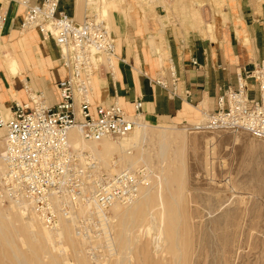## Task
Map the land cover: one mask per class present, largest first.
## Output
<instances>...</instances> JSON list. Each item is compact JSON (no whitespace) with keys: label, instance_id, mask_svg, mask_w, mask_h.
<instances>
[{"label":"rangeland","instance_id":"rangeland-1","mask_svg":"<svg viewBox=\"0 0 264 264\" xmlns=\"http://www.w3.org/2000/svg\"><path fill=\"white\" fill-rule=\"evenodd\" d=\"M197 1L94 0L92 9L80 0L84 15L100 14L97 2L107 4L109 25L112 11L135 8L157 23L195 17L207 25L226 4ZM134 128L133 136L110 139L121 150L105 160L114 164L115 158L118 166L123 160L119 169L150 168L151 184L139 195L142 199L149 193L139 202L142 209L119 216L110 208L107 216L99 213L102 224L80 231L62 219L51 230L35 211L0 198V264H264V140L244 131H187L173 122H150L144 115ZM163 131L169 135L165 151ZM5 137L3 128L0 153ZM4 172L5 166L0 176ZM120 203L126 209L130 202Z\"/></svg>","mask_w":264,"mask_h":264},{"label":"built area","instance_id":"built-area-1","mask_svg":"<svg viewBox=\"0 0 264 264\" xmlns=\"http://www.w3.org/2000/svg\"><path fill=\"white\" fill-rule=\"evenodd\" d=\"M16 2L25 11L22 32L37 29L53 40L68 76L58 83L60 99L55 104L26 86L28 100H16L9 117L0 108V128L6 130L0 198L20 206L28 202L51 230H57L62 219L78 231L91 224L98 227L104 222L100 212L107 216L114 203L139 197L142 187L151 184V170L119 169L115 158L117 169L107 170L92 153L75 147L69 132L75 127L87 140L126 137L139 121L143 100L135 102L133 115L117 99L107 105L94 103L95 78L105 62L112 69L117 58L116 39L106 18L86 13L77 22L59 9L61 0ZM6 18L1 12L0 27ZM250 79L258 84V98L248 94ZM218 107L203 112L198 122L183 120L180 125L187 131H244L264 140V58L253 70L239 73L238 86L224 92ZM83 206H89L84 213Z\"/></svg>","mask_w":264,"mask_h":264},{"label":"crops","instance_id":"crops-1","mask_svg":"<svg viewBox=\"0 0 264 264\" xmlns=\"http://www.w3.org/2000/svg\"><path fill=\"white\" fill-rule=\"evenodd\" d=\"M91 1L86 5L93 9ZM104 8L107 14V4ZM59 9L77 22L84 19L80 0H61ZM1 12L7 18L0 27V108L27 101L26 86L43 92L49 104L57 103L58 83L68 76L59 47L37 29L22 32L25 11L16 0H0ZM109 22L117 58L112 69L105 62L95 78L94 103L117 99L133 115L142 98L141 115L150 122H198L203 112L218 110L219 98L238 86L239 73L253 70L264 58V0H226L223 13L207 25L195 17L157 23L136 8L112 11ZM7 52L10 63L4 58ZM248 89L251 98L259 97L255 80H249Z\"/></svg>","mask_w":264,"mask_h":264},{"label":"bare ground","instance_id":"bare-ground-1","mask_svg":"<svg viewBox=\"0 0 264 264\" xmlns=\"http://www.w3.org/2000/svg\"><path fill=\"white\" fill-rule=\"evenodd\" d=\"M197 1V0H196ZM197 2H200V3H202L201 1H197ZM199 4V3H198ZM203 4V3H202ZM201 4V5H202ZM200 5V4H199ZM105 5H103V7H102V13L98 16V17H106V10H105ZM195 10H197V9H195ZM193 13H195L194 12V10H193ZM197 13H199V11H197ZM200 14V13H199ZM0 50H2V46H0ZM1 52V51H0ZM3 52V51H2ZM4 58L10 63L11 62V55L10 54H8V53H5V56H4ZM13 66V65H12ZM12 72H14L13 71V69H12ZM4 110V109H3ZM4 114H5V116L6 117H9L11 114H10V110L8 109V108H6L4 111ZM141 115V114H140ZM136 133V128H134L133 129V131L130 133V134H128L127 136H133L134 134ZM161 133V132H160ZM168 133H167V131H163L162 133H161V140H162V151H165L166 150V148H167V145H166V142H167V139H168ZM69 138H70V141H71V143L75 146V147H86L89 151H91V152H94V153H96V155H98L97 157H99V159L102 161V165L107 169V170H111V171H113V170H116L117 168H114V165L112 164V163H110L109 161H106L105 159V157L107 156V154L108 153H111V152H113V151H116V150H121V145L119 144V143H114V142H111L110 141V137H105V138H102V139H100V140H87V139H85L83 136H82V134H81V132L77 129V128H72L71 130H70V132H69ZM6 140V139H5ZM98 143H101L102 144V146H103V148L102 149H98L97 148V146H96V144H98ZM3 153H4V150L0 153V169L2 170L3 168H4V166H5V171H6V164H5V161L3 160ZM164 153V152H163ZM113 163H114V161H113ZM120 164H119V166L120 167H122V165H124L123 163H124V161L123 160H121L120 162H119ZM5 173V172H4ZM3 173V174H4ZM175 175V174H174ZM178 175H180V173L178 174ZM174 177V176H173ZM172 177V178H173ZM177 177V176H176ZM176 177H174V178H176ZM178 178V177H177ZM180 178V177H179ZM178 178V179H179ZM174 180V179H173ZM180 180V179H179ZM144 189H141V191H143ZM146 193V192H145ZM149 194V193H148ZM148 194H142V199L144 198V199H146V198H148L147 197V195ZM142 199H139V197L137 198V199H135L133 202H130L129 204H128V206L126 207V209H123L122 208V203H120V202H116V203H114L110 208L117 214V215H122V214H128V215H132V216H134V215H136L141 209H142V206H141V203L139 204V202H140V200H142ZM143 203V202H142ZM24 206V207H23ZM23 206H21V208H24V209H28V211H30V212H33L34 210H33V208H32V206L28 203V202H25L24 204H23ZM88 208V207H87ZM86 208V209H87ZM85 210V209H84ZM23 212H25V211H23ZM29 213V212H28ZM126 214V215H127ZM165 214L166 213H164V215L163 216H165ZM28 217H29V215H28ZM27 217V218H28ZM30 218H32V217H30ZM29 219V218H28ZM65 221H67V220H65V219H63L62 220V222L64 223ZM30 225H31V223H29ZM26 226V225H25ZM32 226V225H31ZM33 227V226H32ZM34 228V227H33ZM30 229H32V228H30ZM61 230V229H60ZM59 231V230H58ZM36 233L37 234H39L40 236H41V238L43 237L42 236V232L41 231H37L36 230ZM82 233V232H81ZM33 234H35V233H33ZM36 234V235H37ZM38 236V235H37ZM38 238V237H37ZM41 238H40V241H41ZM57 238V237H56ZM55 239V238H54ZM58 239V238H57ZM10 241V240H9ZM39 241V242H40ZM55 241H56V239H55ZM9 242H7V244H8ZM10 244V243H9ZM4 254V253H3ZM6 255V254H5ZM16 257L18 258V256L16 255ZM85 257H87V256H85ZM9 261V260H8ZM24 264H26V263H24Z\"/></svg>","mask_w":264,"mask_h":264}]
</instances>
